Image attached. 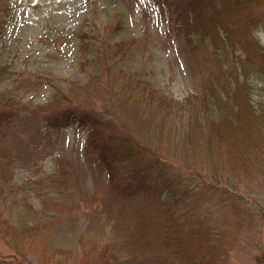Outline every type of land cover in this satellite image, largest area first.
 <instances>
[{
    "label": "rangeland",
    "instance_id": "obj_1",
    "mask_svg": "<svg viewBox=\"0 0 264 264\" xmlns=\"http://www.w3.org/2000/svg\"><path fill=\"white\" fill-rule=\"evenodd\" d=\"M0 99V264H264V0H0Z\"/></svg>",
    "mask_w": 264,
    "mask_h": 264
},
{
    "label": "trees",
    "instance_id": "obj_2",
    "mask_svg": "<svg viewBox=\"0 0 264 264\" xmlns=\"http://www.w3.org/2000/svg\"><path fill=\"white\" fill-rule=\"evenodd\" d=\"M7 66L4 68H1V72L7 71ZM207 96V91L203 89L200 94H192L188 97H186L183 102H178L177 100H172L166 98L164 95H160L159 98H161L162 102L165 104H168L169 107H174L175 105L173 103H180V106L184 107V104L186 105L187 103H191L192 101L196 102L193 104L194 110L197 109V111L202 112L204 110H208V106L206 103L209 100H206ZM192 99H196L192 100ZM210 105V108L216 109L215 114L213 113V116L217 115L218 109L215 107L214 102H212ZM5 103L3 102V99H0V128L3 124L7 125L10 123L12 120L13 115L15 114L14 111H11L5 107ZM52 118L49 120L52 125L54 126H61V125H66L67 123L71 121H75L80 124L84 123H92L91 124V129L89 130V145L90 146H97L99 147V141H100V132L102 129L98 128V119L95 117V112L92 109H79L76 108L73 105H70V107L67 108H62L61 111H55L52 113ZM216 118V117H215ZM113 135V136H112ZM111 137H114L115 133H113ZM101 146V145H100ZM103 147V146H102ZM98 155L100 159L104 163H109L110 161V156L108 155V151L106 146H104V149L101 148V150H98ZM8 209L9 212L6 211ZM31 211V206L29 208ZM12 211L10 208L7 206L2 207L0 209V221L3 222L4 226L3 228H0V233L8 239L10 243H12L15 247L19 249H23L25 245H34L37 243H41V241L46 237V232L42 231L43 226H46V223H37V224H27L24 228L21 226L14 225L11 222L12 217H6L4 216L5 213L8 215H12ZM28 233H30L33 236H38V237H32V241H30V238L28 236ZM48 237V236H47Z\"/></svg>",
    "mask_w": 264,
    "mask_h": 264
}]
</instances>
